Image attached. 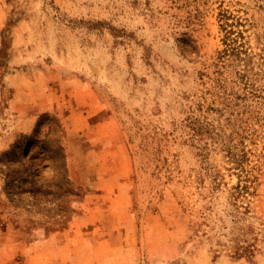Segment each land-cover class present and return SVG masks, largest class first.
<instances>
[{
	"label": "rangeland",
	"instance_id": "obj_1",
	"mask_svg": "<svg viewBox=\"0 0 264 264\" xmlns=\"http://www.w3.org/2000/svg\"><path fill=\"white\" fill-rule=\"evenodd\" d=\"M0 264H264V0H0Z\"/></svg>",
	"mask_w": 264,
	"mask_h": 264
},
{
	"label": "trees",
	"instance_id": "obj_2",
	"mask_svg": "<svg viewBox=\"0 0 264 264\" xmlns=\"http://www.w3.org/2000/svg\"><path fill=\"white\" fill-rule=\"evenodd\" d=\"M228 32L229 31L226 30V34H225L226 42L225 43L227 47L224 49L223 52L226 55L234 56L238 61H243V64L241 65H244V67L242 66L241 70H239V77L243 85H246L248 87L251 85V87H253L254 82L248 77L249 68H247V64L245 63L246 61H249L251 59V53L246 48H244V46L242 45H232L230 42H227L228 40L232 42L234 41V39L229 36ZM220 86L222 85L220 84ZM211 109L213 108L211 107Z\"/></svg>",
	"mask_w": 264,
	"mask_h": 264
},
{
	"label": "bare ground",
	"instance_id": "obj_3",
	"mask_svg": "<svg viewBox=\"0 0 264 264\" xmlns=\"http://www.w3.org/2000/svg\"><path fill=\"white\" fill-rule=\"evenodd\" d=\"M28 144H29V143L22 145V148H23V147H24V148L29 147Z\"/></svg>",
	"mask_w": 264,
	"mask_h": 264
}]
</instances>
